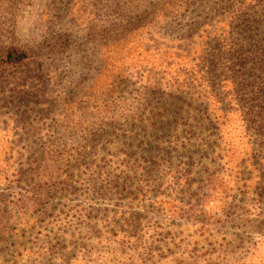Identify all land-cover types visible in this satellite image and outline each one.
<instances>
[{
    "label": "rangeland",
    "instance_id": "1",
    "mask_svg": "<svg viewBox=\"0 0 264 264\" xmlns=\"http://www.w3.org/2000/svg\"><path fill=\"white\" fill-rule=\"evenodd\" d=\"M159 1L0 0V264H146L208 245L264 264V0H181L176 13ZM238 8L250 24L227 28ZM8 51L25 60L3 63ZM48 145L42 174L63 159L74 174L38 214L23 188ZM117 176L134 205L105 186Z\"/></svg>",
    "mask_w": 264,
    "mask_h": 264
},
{
    "label": "trees",
    "instance_id": "2",
    "mask_svg": "<svg viewBox=\"0 0 264 264\" xmlns=\"http://www.w3.org/2000/svg\"><path fill=\"white\" fill-rule=\"evenodd\" d=\"M240 0H237V2H239ZM177 3H183L181 0H174L173 2H170L169 0H160L158 3H157V7H159L158 9V12L159 13H176L177 10H179L180 6H177L176 4ZM243 4V0H241L238 4V6H242ZM243 7L245 8V5L243 4ZM222 15H224V19H225V23H226V27L229 28L232 21H235V20H239V26H241V18L243 16L247 17L245 19L246 23L249 25L250 24V20H252V16L250 15V13H244L242 11V9H234L232 10L231 12L229 13H222ZM166 17H169L167 15H165ZM223 19V21H224ZM151 21H148L146 22L147 24L150 23ZM247 31V29H246ZM229 31H227V37H229L228 35ZM55 40V41H54ZM51 41L53 42V45L51 46V50H56V49H59L61 47H56V46H61L63 42L66 41V37H55L53 39H51ZM227 45L225 44L223 49L224 51L227 53L228 52V49L226 47ZM99 52V51H98ZM4 58H2L3 63H13L15 60L19 59V62H23L25 59H24V56H25V53H16L14 51H8L6 53H4ZM241 60H244L242 59L241 57ZM9 63V64H11ZM101 65V64H100ZM97 76H98V73L95 74V76L93 77V79H91L87 84L85 85H82L84 87V90H91V89H95L94 87L96 86V83L98 82L97 80ZM111 92V94L114 93V90L113 89H110L109 90ZM105 97L106 95L103 94ZM110 98V96H109ZM206 103L208 102L207 99H205ZM206 105V104H205ZM207 108V106H205V109ZM216 118L217 120L219 119L216 115ZM217 123V122H216ZM56 145L55 146H50L48 145L47 146V149H45V153H48L47 154V157H46V161H45V158L37 165L36 169L33 171V177H30L32 180L29 182V183H25L24 185V188H23V191L26 193V194H29L31 200H30V205L33 207V208H36V212L39 213H43L44 211V207H46L48 204H52L50 203L51 201L49 200H52L54 198H58V199H61V198H64L66 196V194H68L70 192V186H71V182L72 180L68 177L69 176V172H71V175L74 174V172L72 171L73 170V164L71 163V161H66V159H63L61 160L59 163L61 164L60 167H54V169H52L53 167H49V170H48V175L45 176V174H42V172L45 171V168H48V162L50 163H53V154H56ZM56 165V163H54ZM81 164V167H83L85 165V163L82 161L80 162ZM54 165V166H55ZM34 169V168H33ZM97 170H99V172L97 173L96 177H94V182L95 181H98L99 179H101L102 177H104L106 174L103 173V170L104 168L101 167V166H98ZM58 171L60 173H58ZM45 178L46 180L48 181L49 184L48 187L45 188ZM93 178V177H92ZM122 177L121 176H117L115 179L113 178L112 181H106V179H104V181L106 182L105 183V186L106 184H108V191H117L119 189H121V192H118V193H122L124 191L127 192L126 195H122L126 198H128L127 200L129 201H126V204H130V205H134L135 202H136V194L129 191V189L124 185L123 181H122ZM93 181V180H91ZM90 181V182H91ZM103 182H101L102 184ZM95 184V183H94ZM96 186V189L98 191H102V187L101 188H97V185H94ZM210 186V189H211V192L212 193H217V189L221 188V185L219 184L218 180L215 179L214 177H211L209 176L208 180L206 181V187ZM70 194V193H69ZM99 194V193H97ZM146 193H138L139 197H143ZM215 194H211V197H212V200H210L208 197H205L201 204H198V210L202 211V212H205V208L211 204H216L214 201H213V196L212 195H215ZM218 194V193H217ZM210 197V196H209ZM137 202H140V200H138ZM164 204L165 201H163ZM163 202L161 201V203L159 202L158 205L160 204H163ZM210 202V203H209ZM214 202V203H213ZM208 204V205H206ZM200 207V209H199ZM146 205L144 203L141 204L140 208L141 210H146ZM162 208H165V207H162ZM152 209V208H151ZM167 213V215L170 217V218H173V219H176V217L178 218V215H176L175 211H172L171 208H169V210L165 211ZM179 219V218H178ZM222 226H219V229H221ZM207 230V229H205ZM205 230H203L202 228L199 229V231L201 232L200 235L202 234H208V236H213L212 233H208V232H205ZM6 229L4 228V226L2 227V229H0V244H2L3 242L6 241V236L4 237V235H6ZM87 234H90L87 232ZM210 242V241H209ZM215 246V247H214ZM75 248V247H74ZM209 248H212L209 250ZM88 252H84L83 254H81V261H84L85 258H86V255ZM177 254V252H170L168 255H172V256H163V257H157V259H154L152 256H150L148 259V263L146 264H181L182 262L185 261V264H201L202 262L205 261V259H207V263L209 264H212L213 263V258L215 257V259L218 261L219 260V263L220 262H232V264H237V259H232L230 258L228 252L226 253L224 250H222V248L219 250V249H216V245H208L207 246V251L204 252L202 255H198V253H190L189 255H186L185 257H178L175 256ZM120 255L116 254V253H106L104 256H101V255H98L97 258L98 259H102V258H105V259H109L110 262H117L118 260V257ZM247 256L244 255V257ZM243 257V258H244ZM204 258V259H203Z\"/></svg>",
    "mask_w": 264,
    "mask_h": 264
}]
</instances>
